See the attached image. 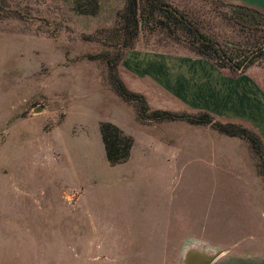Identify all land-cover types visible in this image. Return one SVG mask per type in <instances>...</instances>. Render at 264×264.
Here are the masks:
<instances>
[{"label": "rangeland", "instance_id": "obj_1", "mask_svg": "<svg viewBox=\"0 0 264 264\" xmlns=\"http://www.w3.org/2000/svg\"><path fill=\"white\" fill-rule=\"evenodd\" d=\"M75 1L93 11H78ZM169 1L207 31L228 29L220 0ZM122 4L0 0V264H179L197 241L213 249L237 242L263 256L264 181L248 141L209 123L140 119L135 100L115 90L118 79L148 110H201L127 74L130 49L198 55L170 26L141 29L116 56L109 35ZM245 71L263 82L261 63ZM100 120L148 152L110 165Z\"/></svg>", "mask_w": 264, "mask_h": 264}, {"label": "trees", "instance_id": "obj_2", "mask_svg": "<svg viewBox=\"0 0 264 264\" xmlns=\"http://www.w3.org/2000/svg\"><path fill=\"white\" fill-rule=\"evenodd\" d=\"M220 2L225 8L220 11L219 17L226 22L228 29L215 32L203 29L192 14L169 0H123L116 13L117 23L109 35L113 41L109 44L115 46L116 56H119L124 48L133 45L141 29L167 30L172 26L170 33L176 34L178 30L193 53L212 61L218 67L242 72L255 63H261L264 73V11L247 4L224 0ZM75 7L80 12L93 11L79 2L75 3ZM114 88L123 98L135 100L140 119L183 118L193 124L209 123L221 133L244 138L259 159L255 166L264 181V145L253 129L238 122L215 119L206 110L193 113H177L160 108L148 110L141 93L128 90L118 79L114 82ZM98 128L106 161L112 165L126 160L132 136L110 120H100Z\"/></svg>", "mask_w": 264, "mask_h": 264}, {"label": "crops", "instance_id": "obj_3", "mask_svg": "<svg viewBox=\"0 0 264 264\" xmlns=\"http://www.w3.org/2000/svg\"><path fill=\"white\" fill-rule=\"evenodd\" d=\"M226 1L247 4L264 11V0ZM166 53L130 49L123 54L122 66L132 80L141 79L157 90H164L181 106L206 110L251 124L264 145L263 82L256 81L248 71L233 75L227 73L201 56ZM131 87L141 90L137 86ZM127 133L132 136V144L126 160L131 159L134 153L136 156L148 152L147 146L141 143L143 140L137 141L134 134ZM238 247L237 242L220 244L221 249L229 248L235 252V256L229 259L218 256L212 264H264V255L243 253L241 250L244 248Z\"/></svg>", "mask_w": 264, "mask_h": 264}, {"label": "water", "instance_id": "obj_4", "mask_svg": "<svg viewBox=\"0 0 264 264\" xmlns=\"http://www.w3.org/2000/svg\"><path fill=\"white\" fill-rule=\"evenodd\" d=\"M37 105L34 110L40 109ZM224 249H213L205 242L197 241L190 243L183 253L179 264H211Z\"/></svg>", "mask_w": 264, "mask_h": 264}]
</instances>
